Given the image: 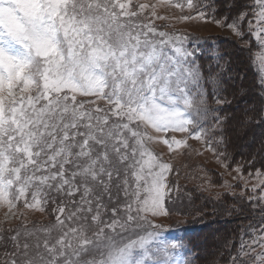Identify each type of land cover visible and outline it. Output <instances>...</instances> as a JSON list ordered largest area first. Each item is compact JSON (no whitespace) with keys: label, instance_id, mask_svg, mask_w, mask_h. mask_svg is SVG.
<instances>
[{"label":"snow or ice","instance_id":"1","mask_svg":"<svg viewBox=\"0 0 264 264\" xmlns=\"http://www.w3.org/2000/svg\"><path fill=\"white\" fill-rule=\"evenodd\" d=\"M131 5L0 0V208L15 216L22 202L43 212L53 194L62 198L54 223L0 236L11 241L6 264H188L183 242L161 239L165 225L149 218L170 214L171 165L148 147L162 141L175 151L187 140L149 129L201 139L199 119L210 109L189 37L132 21L149 5ZM151 8L152 17L167 18ZM198 16L204 20L205 12ZM246 17L261 49L253 64L264 87V0L214 22L243 38ZM256 177L264 184V174ZM121 193L123 204L109 208L105 197L111 203ZM107 211L110 221L103 219ZM256 260L264 264V252Z\"/></svg>","mask_w":264,"mask_h":264},{"label":"rangeland","instance_id":"2","mask_svg":"<svg viewBox=\"0 0 264 264\" xmlns=\"http://www.w3.org/2000/svg\"><path fill=\"white\" fill-rule=\"evenodd\" d=\"M181 2L184 0H171V4L161 0H132L131 11H138L139 4L146 3L149 7L130 19L141 24L151 22L158 30L183 34L189 39L219 41L223 60L211 72L213 85L206 98L210 111L202 118L204 125L199 124L205 130L201 139H195L189 132L165 134L149 129L154 136L187 140L186 145L175 151H170L162 141L148 145L163 162L171 165L165 189V207L170 214L149 218L165 225L161 235L165 240L180 239L182 234L176 233L177 227H207L196 242L197 247L199 242L201 245L192 264H259L256 256L264 252L258 246L264 228V184L259 182L256 173L264 174V161L258 160L264 153V87L259 82L253 58L261 49L248 31L250 17L242 25L243 38L214 22L225 14L236 15L252 0H193L195 6L183 10L171 6ZM153 4L157 5V16L166 19L150 15ZM228 4L232 7H226ZM199 11L205 12L204 20L199 18ZM182 16L196 18L179 19ZM217 98L224 102L216 103ZM78 99L96 98L78 96ZM96 103L101 107L106 104L103 100ZM61 199L53 194L43 212L23 208L22 202L13 209L15 216L11 213L6 216L7 208H0V236L13 235L16 229L23 232L25 225L30 229L54 223L55 209ZM123 202V193L111 203L105 197L109 208ZM254 211L261 217H250ZM103 219L110 221V211L103 213ZM11 250V241L0 240V264H6Z\"/></svg>","mask_w":264,"mask_h":264},{"label":"trees","instance_id":"3","mask_svg":"<svg viewBox=\"0 0 264 264\" xmlns=\"http://www.w3.org/2000/svg\"><path fill=\"white\" fill-rule=\"evenodd\" d=\"M186 46L196 52L195 60L201 72L200 87L205 93V97L207 98L211 93L213 85L210 82L211 72H213V70H217L223 60V52L220 47V42L202 38H195L189 39ZM202 120L204 119H199V124L201 123L204 125V122ZM257 156L258 155L256 154V157ZM258 160H260L261 162L264 161V153H262L261 156L258 157ZM249 215L250 217H261V214L256 211ZM205 229H207L206 226H185L175 228V230H177L176 233L182 234L179 240H181L185 246L184 249H182V254L187 260L188 264H192L197 260V249L199 245H201V242H199L198 247L196 242L201 239L202 233Z\"/></svg>","mask_w":264,"mask_h":264}]
</instances>
